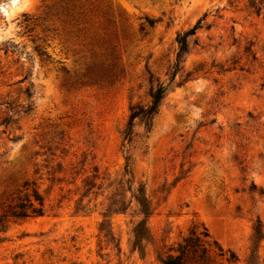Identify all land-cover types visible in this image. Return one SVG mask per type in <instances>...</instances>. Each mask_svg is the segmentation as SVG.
<instances>
[{
  "label": "rangeland",
  "instance_id": "obj_1",
  "mask_svg": "<svg viewBox=\"0 0 264 264\" xmlns=\"http://www.w3.org/2000/svg\"><path fill=\"white\" fill-rule=\"evenodd\" d=\"M26 180L44 211L0 264H161L194 227L215 264H264V0H0V203Z\"/></svg>",
  "mask_w": 264,
  "mask_h": 264
},
{
  "label": "trees",
  "instance_id": "obj_2",
  "mask_svg": "<svg viewBox=\"0 0 264 264\" xmlns=\"http://www.w3.org/2000/svg\"><path fill=\"white\" fill-rule=\"evenodd\" d=\"M146 21L149 26H153L155 22L148 18ZM197 28L198 26L194 25L182 35L177 36L178 51L175 58V65H178L181 55L187 52L188 36L194 34ZM165 92L166 87L158 84L154 89H151L149 93L150 102L147 106L136 104L130 107V115L126 124L125 134L128 135L132 132L136 119L142 122L147 129L150 128L152 118L157 113ZM135 197L140 206L143 219L139 220L133 227V246L140 249L143 238L148 234L146 218L149 216L151 208L141 188L138 189ZM43 211V195L34 182L26 180L20 185L15 196L0 203V231L5 230L10 221L40 216L43 214ZM257 234L258 230L255 229L254 240ZM209 239L208 232L204 228L203 231L199 232L195 227L192 228L175 246L168 248V252L160 260L161 264H215L214 249L219 250L218 255H222L223 251L221 246ZM231 257L236 259L233 252H231Z\"/></svg>",
  "mask_w": 264,
  "mask_h": 264
}]
</instances>
